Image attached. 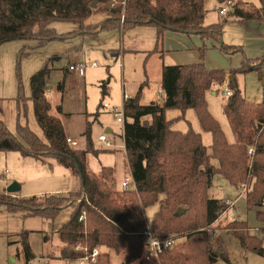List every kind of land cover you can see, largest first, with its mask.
I'll return each mask as SVG.
<instances>
[{"label": "trees", "instance_id": "trees-1", "mask_svg": "<svg viewBox=\"0 0 264 264\" xmlns=\"http://www.w3.org/2000/svg\"><path fill=\"white\" fill-rule=\"evenodd\" d=\"M93 1L0 0V48L17 39L36 40L37 46H42L74 35L94 36L104 30L125 31L148 25L155 27L157 33L154 51L161 48L167 30L198 34L202 39L220 42L224 51H234L237 48L222 41L223 27L229 18L264 22V0H259V7L236 3L226 18L210 25L205 23L206 0H97L96 9L91 7ZM229 1L218 0L221 5ZM95 12L105 13L107 17L99 23L88 24L86 21ZM56 22H72L79 28L74 33L60 35L53 26ZM260 59L262 63L244 64L238 71H256L262 76L264 55L257 58ZM50 75L47 63L31 77V99L44 137L40 138L28 126H19L16 136L0 120V151H16L43 163L57 160L78 178L79 189L71 193L79 199L60 194L29 197L18 194L16 198H23L18 200L0 192V206H6L10 212L52 220L70 211V219L58 230L64 243L63 258L82 256L83 251L75 249L81 242L91 249L100 245L113 248L125 255L128 264H145L141 260L145 250L142 233L147 221L141 207L159 203L152 219L158 236L187 233L185 242L162 255V264H214L219 258L230 262L227 246H212L207 234L206 229L219 220L223 208V202L211 198L209 190L217 173L236 187L249 185L253 180L245 194L248 210L264 205V98L260 102L249 101L232 82L233 91L224 104L236 138L230 142L210 112L206 97L207 91L226 80L224 70L209 68L203 61L163 66L161 84L165 98L162 102L141 103L142 90L149 85L147 79L136 95L124 103L126 161L137 190L120 193L111 186L115 181L113 167L103 166L99 172L87 170L88 155L99 153L93 151L89 127L84 148L68 142L60 116L52 112L47 91ZM60 86L63 87V82ZM21 100H25L23 95L18 97ZM190 108L195 109L203 129L212 133L211 152L200 132L192 129L182 132L172 127ZM170 109H177L180 114L168 120L166 112ZM57 112H62V106H57ZM181 207L185 211L179 213ZM84 214L88 230L80 219ZM258 218L264 221V212H258ZM224 229L238 238L243 248L264 256V240L250 232L247 221L230 220ZM21 236L25 264H29L34 257L29 234L23 232ZM98 259L97 264H109L104 254Z\"/></svg>", "mask_w": 264, "mask_h": 264}, {"label": "rangeland", "instance_id": "rangeland-1", "mask_svg": "<svg viewBox=\"0 0 264 264\" xmlns=\"http://www.w3.org/2000/svg\"><path fill=\"white\" fill-rule=\"evenodd\" d=\"M247 1H250L248 2L250 4L253 1L258 5L260 3L259 0ZM229 2H232L230 11L236 3L242 4V1ZM226 4L221 5L218 0H208L205 23L210 25L226 18L229 10L226 15L219 13ZM106 17L105 13L95 12L86 22L99 23ZM53 26L60 35L74 33L79 28L78 24L72 22H56ZM223 42L228 46L233 45L225 39ZM156 43L155 27L148 25L136 26L125 31L104 30L94 36L74 35L66 39L49 41L42 46H37V41L31 39L6 42L0 48V120L16 136L19 126H28L40 138L44 137L31 99V77L48 63L51 75L48 79L47 91L53 106L52 112L60 116L67 134L79 142V148L86 146L85 132L89 127L94 145L93 151L99 152L88 155L87 170L99 172L103 166H111L115 171V181L111 183L115 191L123 193L137 190L134 186L129 190H124L122 187L123 180L131 175V170L126 161L122 137L124 123L115 118L111 109L114 107L122 109L124 92L138 91L141 83L147 79L149 85L142 90L141 103L149 104L150 101L156 100L158 92L162 97L165 94L161 84L163 66L196 63L203 52V62L207 67L222 69L225 72L226 80L223 84L207 91L206 97L210 112L225 131L228 140L234 142L236 138L224 110L228 98L225 89L233 91L232 82H234L245 98L255 102L261 101L264 95V66L262 76L256 71L238 70L244 64L255 65L263 61L249 60L252 55L247 49L246 55L237 51H224L220 48V42L202 39L198 34L167 30L164 32L162 45L159 46L161 48L154 51ZM95 62L98 65L90 67V64ZM79 64L88 66L85 74L69 69L70 65ZM61 82L63 87L60 86ZM20 95H23L25 100L19 102ZM105 104L108 108L104 106ZM59 105L62 106V112H57ZM179 114V110L170 109L166 112V117L170 120ZM172 127L180 131L192 129L200 132L204 144L211 152L212 133L203 129L195 109H188L184 118L175 121ZM109 128L113 133H107ZM102 134L107 135L117 146L114 149L106 148L99 140ZM213 163L218 164L216 159H213ZM0 177V192L9 194L12 199H23L16 198L17 193H7L8 187L14 182L19 184L18 193L23 197L65 193L72 200L79 199L78 195L71 193L79 189L78 178L70 168L55 159L43 163L33 157L22 156L16 151H0ZM252 183L253 180L249 185L247 184L249 188ZM247 189L244 191L242 185L241 187L230 185L219 173L214 176L209 196L216 199H230L235 203L233 217L224 215L206 229L212 246L225 244L228 250L230 262L219 258L214 264H264V256L243 248L239 239L224 229L230 220H244L248 222L250 232L264 240V221L258 218V212H264V205L248 210L245 196ZM141 209L147 221L146 228H151L156 233L152 227V219L159 209V203ZM69 212H63L52 220L41 216H26L23 212H10L6 206H0V264H25V252L21 240L23 232H28L29 244L34 254L29 264H78V258L66 259L61 255L64 243L59 237L58 230L70 219ZM83 221L86 224L85 229L88 230L86 216ZM186 234L185 232L170 234L169 237L176 240L172 248L185 242ZM220 235H223V239L219 238ZM79 243L84 247L87 246ZM97 247L100 248V254H104L109 260V264H128L123 253L102 245ZM143 254L141 260L148 264L143 259ZM160 264H162V256Z\"/></svg>", "mask_w": 264, "mask_h": 264}, {"label": "built area", "instance_id": "built-area-1", "mask_svg": "<svg viewBox=\"0 0 264 264\" xmlns=\"http://www.w3.org/2000/svg\"><path fill=\"white\" fill-rule=\"evenodd\" d=\"M230 6H232V2H228L225 5V7H222L220 13L225 14L229 10ZM97 65L98 64L95 62L90 64V67H96ZM87 67L88 66L85 64H79V65H70L69 69L79 74H85ZM225 92L227 95H230L232 93L231 90L228 88L225 89ZM131 98L132 97L129 94L124 92V103ZM159 98L160 96H158V99ZM104 106L108 108L107 104H105ZM111 111L113 112L115 118L119 122L125 123L126 117L124 112V105L122 109H119L118 107H114L113 109H111ZM67 140L72 145H76L77 143L73 141L70 137H68ZM99 140L103 142L105 147L108 149H114L117 146V144L105 134L100 135ZM250 153H252V149H250ZM0 182H1V177H0ZM133 186L135 188L137 187L134 178L131 174L130 176L125 177V179L122 182V187L124 190H129L130 188H133ZM242 188L245 191L248 188V185L243 184ZM234 206L235 203L233 201H231L230 199H225L223 202V208L219 213V218H221L224 215L233 217L235 213V209L233 208ZM80 219L84 220L85 216L83 215ZM142 234L145 239V245H144L145 251L143 254V259L148 264H160V258L162 254L165 251L171 249L176 243L175 238L169 236L160 237L151 228H146ZM75 249L83 251V255L77 259L79 261L78 264H95L98 260V256L100 255V248L97 246L91 249L87 246L84 247L79 243L78 245L75 246Z\"/></svg>", "mask_w": 264, "mask_h": 264}, {"label": "crops", "instance_id": "crops-1", "mask_svg": "<svg viewBox=\"0 0 264 264\" xmlns=\"http://www.w3.org/2000/svg\"><path fill=\"white\" fill-rule=\"evenodd\" d=\"M207 1L208 0H206V3H207ZM235 1L236 2L237 1H242V2L246 1L245 3L250 2L247 0H235ZM252 4L253 5L256 4L255 6H257V7L260 6V3L258 5L256 1H253ZM226 14H221V15H226ZM227 15H229V13ZM206 19H207V16H206ZM206 19H205V22H206ZM99 33H101V31ZM224 39L226 40V42L233 44L231 46H233L234 48H237L234 50L235 52L236 51L242 52V54L246 55V53H245L246 49L249 50L250 55H252V57H250L249 60H253V59H257L259 57H262L264 55V22L254 21V20L253 21H245V20L230 18V20H228L223 27L222 41H224ZM115 54L118 55V53H115ZM203 58H202V53H201L199 61H201V60L203 61ZM138 91H133L132 93L131 92H129V93L126 92V93L129 94L131 97H134ZM158 96H160V92L157 93L155 101L159 100L161 102L165 98V94L162 95V97L160 96L159 99H158ZM263 98H264V95H263ZM263 98H262V100H263ZM152 101H154V100H152ZM252 102H255V101H252ZM107 130H110L109 133H113L112 129L109 128ZM182 132H185V131H182ZM68 137H70L73 141L77 142L76 145H79V142L77 140H75L72 136L68 135ZM122 137H123V135H122ZM17 194H19V193H17ZM19 195L21 196V194H19ZM63 195H68V194L63 193ZM220 200H225V199H220ZM219 238L223 239V235H220Z\"/></svg>", "mask_w": 264, "mask_h": 264}, {"label": "water", "instance_id": "water-1", "mask_svg": "<svg viewBox=\"0 0 264 264\" xmlns=\"http://www.w3.org/2000/svg\"><path fill=\"white\" fill-rule=\"evenodd\" d=\"M97 6H98V1L94 0L91 4V7L97 8ZM230 79L232 80V77H230ZM109 132H110V130H107V133H109ZM19 190H20L19 184L14 182L8 187L7 193L16 194L19 192ZM183 211H185V208H183V207L179 208V210H178L179 213H181Z\"/></svg>", "mask_w": 264, "mask_h": 264}]
</instances>
